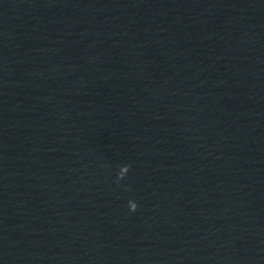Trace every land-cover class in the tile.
Masks as SVG:
<instances>
[{
  "label": "water",
  "instance_id": "95a60500",
  "mask_svg": "<svg viewBox=\"0 0 264 264\" xmlns=\"http://www.w3.org/2000/svg\"><path fill=\"white\" fill-rule=\"evenodd\" d=\"M0 264H264V0H0Z\"/></svg>",
  "mask_w": 264,
  "mask_h": 264
},
{
  "label": "clouds",
  "instance_id": "9594fccd",
  "mask_svg": "<svg viewBox=\"0 0 264 264\" xmlns=\"http://www.w3.org/2000/svg\"><path fill=\"white\" fill-rule=\"evenodd\" d=\"M129 168H130V166H128V165L119 167V170L116 173V180H115V182L117 183L118 186H119V181H121L125 178V175L129 171ZM126 190H130V189H126ZM127 207H128L129 212H134L137 208V205L134 201L129 200Z\"/></svg>",
  "mask_w": 264,
  "mask_h": 264
}]
</instances>
